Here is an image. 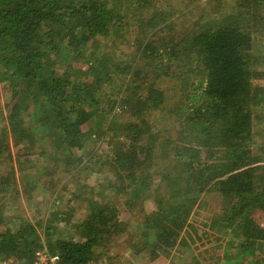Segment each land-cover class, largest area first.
<instances>
[{"label": "trees", "instance_id": "1", "mask_svg": "<svg viewBox=\"0 0 264 264\" xmlns=\"http://www.w3.org/2000/svg\"><path fill=\"white\" fill-rule=\"evenodd\" d=\"M163 1L0 0V86L12 99L7 115L0 107V263L34 264L44 248L59 264L98 263L129 229L122 206L143 215L137 237L152 260L194 254L220 234L230 237L213 264H264V0H236V13L182 34ZM164 78L179 97L166 115L175 134L160 144L149 117L168 105ZM119 108L123 118L107 123ZM103 142L114 179L92 185L90 155ZM36 157L47 185L26 176ZM155 185L167 198L152 196ZM39 188L65 204L34 221L23 201ZM212 193L221 208L194 220Z\"/></svg>", "mask_w": 264, "mask_h": 264}, {"label": "rangeland", "instance_id": "2", "mask_svg": "<svg viewBox=\"0 0 264 264\" xmlns=\"http://www.w3.org/2000/svg\"><path fill=\"white\" fill-rule=\"evenodd\" d=\"M164 11H168V13H175L174 15L176 17L173 18L174 21V29L175 33L177 32H188L193 31L196 27H201L203 22L205 20H221L224 15H230L231 13H236L237 6H236V0H164L162 2V5ZM131 31L136 32L137 29L135 27H130ZM262 32H264V29H260ZM131 37L133 35L130 34ZM133 41L131 45H133ZM134 46V45H133ZM134 47H130L128 45H122L120 47V50L118 51V54L125 57L126 54H131ZM118 57V56H117ZM124 59V58H123ZM126 60V59H124ZM133 59H131L132 61ZM61 70V68L59 69ZM155 73V72H154ZM156 75V74H155ZM143 78V76H141ZM140 77V78H141ZM171 79L164 78L161 79L159 83V87L161 89H165L168 97V105L166 109L162 113H158L156 115H152L151 121L156 126L155 130L159 132V141L161 143H166V141L173 137L175 134V130H173L169 123L170 119L168 116H166L169 113V110L173 107L175 102L177 101V98L179 95L174 94L177 88L173 84V82H169ZM120 85L123 83H119ZM260 84H264V81H261ZM12 103L11 94L9 93V89L5 88V86H0V107L5 111L4 113L8 114V106ZM112 107L109 106L110 110ZM122 112L119 109H114L112 111L111 119L107 121V123L111 122H117L123 118ZM113 118H118L117 120H112ZM91 125H94V122L91 123ZM108 138L110 139V134H107ZM106 139V137H105ZM105 143L96 146L94 150L95 155L91 156L90 161L88 165H90L92 168H94L95 173H93L90 176L91 184H99L103 181L112 180L114 179L113 172L111 171V167L109 164H107L108 157H107V146H104ZM16 152V149L13 150ZM35 164L31 171H29L26 176L30 175H37L40 176L41 182H43L45 185H47V182L50 181L47 176H45L44 172V163L43 160L39 158H35ZM99 170H102L103 172H98ZM77 172H74L75 174ZM25 176V175H24ZM23 176V177H24ZM79 177V176H78ZM22 176L19 177L20 182L23 181ZM57 182L61 181L60 187H58V191H61L63 189V185H66L69 183V176L63 175L56 177ZM96 180H99V183H96ZM23 184V183H22ZM68 185V184H67ZM22 187V185H21ZM70 188L74 189L72 186V183L70 182ZM152 196L158 195V196H165V194H168L166 192V189L162 185L160 189L158 190V187L152 186ZM33 199L31 202V206H33L34 211L36 213L31 212V208L29 207V204H27L25 201L23 203L25 204V209L28 212L29 219L31 220H39L43 218L45 213H48V208L52 206V204H57L58 207L63 206L65 202L61 199H56V193L55 191H48L45 189V191L42 190V188H39L37 191H32ZM36 194V195H35ZM32 197V198H33ZM67 200V198H65ZM150 200H153L152 198ZM37 204L39 205V208L36 210L35 207H37ZM153 203L150 201H147L144 204V208L147 211H152L153 209ZM222 206V198L217 193L212 194H205L202 196V207L200 209H197L195 211L194 220H200L204 222H211L214 218V214L219 211V209ZM17 206L8 208L9 215L12 214L13 210H15ZM122 213L120 214V219L127 223L129 226V229L126 230V232L123 235L116 236L114 238L108 239L106 244L102 246V253L105 256H101L98 263L93 262L92 264H192V260L196 259L197 264H213L214 261H216L217 256L212 257L213 248L217 244L221 246V243L224 245L226 244V241H228L227 238L220 234L218 235V238L220 241H217L216 239L214 241H211V243L205 247L197 248L195 249V253H184V252H176L172 254L171 256H163L159 259L152 260V257L150 255V251L148 250H142L141 237H137L140 234V225L137 226L139 220L143 221V215L141 214V217L139 216L140 210L139 208L135 209L134 211H130L129 209H126L125 207H120ZM19 210V209H18ZM120 211V212H121ZM85 212L80 211L77 213L76 218L77 220L82 218ZM21 214V213H19ZM139 216V217H136ZM38 218V219H36ZM233 234L232 230L230 231V234ZM44 238V235H42ZM188 252V251H187ZM184 253V254H181ZM106 258V259H105ZM96 261V260H95Z\"/></svg>", "mask_w": 264, "mask_h": 264}, {"label": "built area", "instance_id": "3", "mask_svg": "<svg viewBox=\"0 0 264 264\" xmlns=\"http://www.w3.org/2000/svg\"><path fill=\"white\" fill-rule=\"evenodd\" d=\"M59 262L60 257L58 255L51 254L46 248H44L36 253L34 264H59Z\"/></svg>", "mask_w": 264, "mask_h": 264}]
</instances>
